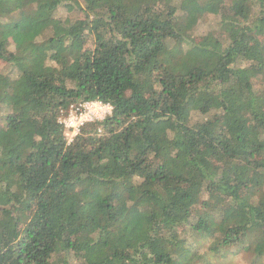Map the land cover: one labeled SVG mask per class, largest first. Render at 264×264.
<instances>
[{
    "label": "trees",
    "instance_id": "trees-1",
    "mask_svg": "<svg viewBox=\"0 0 264 264\" xmlns=\"http://www.w3.org/2000/svg\"><path fill=\"white\" fill-rule=\"evenodd\" d=\"M0 58V264L264 259V0H0Z\"/></svg>",
    "mask_w": 264,
    "mask_h": 264
},
{
    "label": "rangeland",
    "instance_id": "rangeland-1",
    "mask_svg": "<svg viewBox=\"0 0 264 264\" xmlns=\"http://www.w3.org/2000/svg\"><path fill=\"white\" fill-rule=\"evenodd\" d=\"M228 0H223V3H227ZM56 17L60 18L62 20L68 19L71 22L77 19H80V15L78 12L74 11H67L65 8L63 7H58L57 11H56ZM219 19L218 16L212 15V14H205L202 18H200L196 24V26L194 27L193 31H192V35L194 36V38L199 39L201 36L205 35L208 32H215V31H219L218 30V23ZM0 70H4V72H7L10 75H15V71L8 69L7 70V64L0 58ZM1 104H3V106H6L7 104V100L4 99L2 101H0ZM3 102V103H2ZM201 119V116L197 113H194L191 117V122L195 121V120H199ZM72 140V136L69 137ZM70 139H67V141L69 142ZM264 187V186H263ZM198 238V237H196ZM210 240L211 238H207L204 241H197L194 242L193 247H196L197 250L200 252V254H209V245H210ZM211 256H209L207 259L205 258L204 255V259L206 261H209L210 264H264V259L261 260H254V263L251 262V258L252 256H250L249 254H245L243 252H240L239 254L236 255H230L228 256L226 259H223L219 256L214 257L212 255V253H210ZM72 264H76L75 260H72L71 262ZM207 264V263H205Z\"/></svg>",
    "mask_w": 264,
    "mask_h": 264
},
{
    "label": "built area",
    "instance_id": "built-area-1",
    "mask_svg": "<svg viewBox=\"0 0 264 264\" xmlns=\"http://www.w3.org/2000/svg\"><path fill=\"white\" fill-rule=\"evenodd\" d=\"M111 109L110 104L99 100L72 103L67 109L60 111L57 120L63 125L64 135L70 139L69 137L73 138L86 122L103 119L111 113Z\"/></svg>",
    "mask_w": 264,
    "mask_h": 264
}]
</instances>
